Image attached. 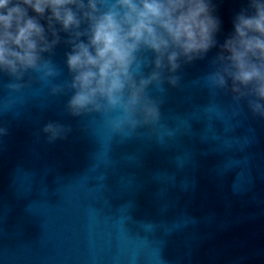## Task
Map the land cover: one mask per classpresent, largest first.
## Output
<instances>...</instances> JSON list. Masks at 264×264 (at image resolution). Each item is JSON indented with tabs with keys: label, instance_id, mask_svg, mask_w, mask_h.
<instances>
[{
	"label": "water",
	"instance_id": "95a60500",
	"mask_svg": "<svg viewBox=\"0 0 264 264\" xmlns=\"http://www.w3.org/2000/svg\"><path fill=\"white\" fill-rule=\"evenodd\" d=\"M244 3L218 0V41ZM215 52L150 88L160 120L129 136L116 113L72 116L70 93L0 75V264H264V118L205 87Z\"/></svg>",
	"mask_w": 264,
	"mask_h": 264
},
{
	"label": "clouds",
	"instance_id": "9594fccd",
	"mask_svg": "<svg viewBox=\"0 0 264 264\" xmlns=\"http://www.w3.org/2000/svg\"><path fill=\"white\" fill-rule=\"evenodd\" d=\"M217 8L218 0H0L3 86L19 91L32 80L50 96L70 93V115L116 113L113 133L129 136L160 120L148 90L175 86L183 65L215 48L205 87L264 118V0H245L222 42ZM60 46L63 68L53 59ZM40 131L54 142L69 129L50 121Z\"/></svg>",
	"mask_w": 264,
	"mask_h": 264
}]
</instances>
